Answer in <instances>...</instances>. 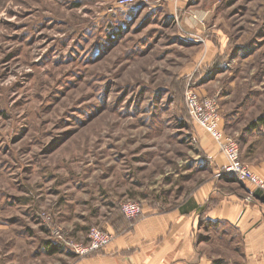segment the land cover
I'll list each match as a JSON object with an SVG mask.
<instances>
[{"label": "rangeland", "instance_id": "obj_1", "mask_svg": "<svg viewBox=\"0 0 264 264\" xmlns=\"http://www.w3.org/2000/svg\"><path fill=\"white\" fill-rule=\"evenodd\" d=\"M188 87L216 98L252 166L264 0H0V264H72L95 228L113 241L204 186L240 189Z\"/></svg>", "mask_w": 264, "mask_h": 264}, {"label": "crops", "instance_id": "obj_2", "mask_svg": "<svg viewBox=\"0 0 264 264\" xmlns=\"http://www.w3.org/2000/svg\"><path fill=\"white\" fill-rule=\"evenodd\" d=\"M260 125L264 119L251 124L250 134ZM211 141L214 156L219 147ZM251 143L244 141L242 155L264 177L262 147ZM234 183L240 189L222 190L212 183L177 208L151 210L121 231L114 229L116 237L105 249L72 264H264V196L249 182ZM224 246H232V257Z\"/></svg>", "mask_w": 264, "mask_h": 264}, {"label": "built area", "instance_id": "obj_3", "mask_svg": "<svg viewBox=\"0 0 264 264\" xmlns=\"http://www.w3.org/2000/svg\"><path fill=\"white\" fill-rule=\"evenodd\" d=\"M140 1L147 0H116V5L127 7ZM185 99L193 121L213 138L225 155L228 161L226 170L236 174L240 181L249 182L264 193V177L241 160L239 142L226 133L216 98L202 96L193 87H188ZM122 210L128 218H134L141 212V207L137 202L127 201L122 205ZM112 239L113 235L110 232L95 228L90 233V242L87 245L76 244L75 249L77 253L86 256L106 248Z\"/></svg>", "mask_w": 264, "mask_h": 264}, {"label": "trees", "instance_id": "obj_4", "mask_svg": "<svg viewBox=\"0 0 264 264\" xmlns=\"http://www.w3.org/2000/svg\"><path fill=\"white\" fill-rule=\"evenodd\" d=\"M235 176H236V175H235ZM235 179H236V181L239 180V178H238L237 176L235 177ZM259 192H260V191H259ZM260 195H261V196H264V193H263V192H260ZM52 251H53V250H52Z\"/></svg>", "mask_w": 264, "mask_h": 264}]
</instances>
